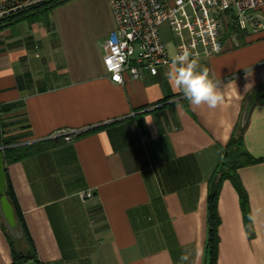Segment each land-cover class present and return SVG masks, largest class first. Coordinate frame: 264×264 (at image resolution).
<instances>
[{
	"label": "crops",
	"instance_id": "crops-1",
	"mask_svg": "<svg viewBox=\"0 0 264 264\" xmlns=\"http://www.w3.org/2000/svg\"><path fill=\"white\" fill-rule=\"evenodd\" d=\"M48 24L0 31V152L59 130L97 128L6 163L41 264H208V183L240 122L248 93L264 82V29L199 60L225 89L216 109L170 87L168 65L142 79H109L104 42L116 27L108 0L96 23L60 8ZM264 20V5L258 10ZM71 16V17H70ZM173 49V48H172ZM174 52V50H173ZM244 144L260 159L230 179L217 209V264H264V103L248 117ZM92 191L82 200L79 193ZM187 256V260H182ZM0 217V264H11Z\"/></svg>",
	"mask_w": 264,
	"mask_h": 264
},
{
	"label": "built area",
	"instance_id": "built-area-1",
	"mask_svg": "<svg viewBox=\"0 0 264 264\" xmlns=\"http://www.w3.org/2000/svg\"><path fill=\"white\" fill-rule=\"evenodd\" d=\"M48 0H0V19L33 8ZM116 27L104 42L103 63L109 79L118 84L128 74L142 79L146 72L155 75L158 68L171 62L184 48L206 60L237 41V32L264 29L257 10L264 0H108ZM166 26L172 40L163 41L160 28ZM118 78V79H117ZM88 128L57 131L51 138L69 141ZM80 198L92 196L82 191Z\"/></svg>",
	"mask_w": 264,
	"mask_h": 264
},
{
	"label": "trees",
	"instance_id": "trees-1",
	"mask_svg": "<svg viewBox=\"0 0 264 264\" xmlns=\"http://www.w3.org/2000/svg\"><path fill=\"white\" fill-rule=\"evenodd\" d=\"M72 2V0H48L44 3H41L33 8L25 9L19 11L17 13L11 14L0 19V31L17 24L21 21H41L48 24V20L50 14L53 12L54 9L58 8L59 6ZM237 37H241L244 32L238 31ZM264 103V96L259 99L256 104ZM248 121L246 125L241 128L240 123H238L234 129V133L230 137L227 144H225V155L223 161L214 169L212 172L209 183H208V196H207V210H208V235H207V242L206 248L208 253V264H217V253H218V227L220 225V217L218 214L217 203L218 197L220 194V189L223 181L225 179H230L232 184H234L238 194L240 195L241 200V207L244 214V221L246 223V228L249 229L250 227V217L248 214V201L247 195L245 192L244 187L241 184V181L237 175V170L240 167L249 165L250 163L259 162L260 159H255L251 157L250 153L246 149L244 144V132L247 128ZM97 128H92L85 132H82L79 135L87 133L91 130H96ZM76 136V137H77ZM63 140L62 137H55L40 140L37 142H33L31 144H23L19 146H7L2 150L4 160L6 163H10L13 161L20 160L24 157L29 155L36 154L40 151H44L46 149L52 148L53 146L61 143ZM1 145V143H0ZM7 192L6 195L12 205H14L15 216L18 219V222L22 226L24 231V237L20 241H15L12 239L10 234L8 233L6 226L7 236L10 242V249L12 255V263L11 264H24L27 261L33 260L36 261L37 264H41L40 260L38 259L35 246L33 243L32 238L29 235V232L26 228L24 219L21 215V210L19 208L17 199L13 192L12 185L7 177Z\"/></svg>",
	"mask_w": 264,
	"mask_h": 264
},
{
	"label": "clouds",
	"instance_id": "clouds-1",
	"mask_svg": "<svg viewBox=\"0 0 264 264\" xmlns=\"http://www.w3.org/2000/svg\"><path fill=\"white\" fill-rule=\"evenodd\" d=\"M165 77L173 91L182 93L193 106H207L216 109L224 104L225 89L221 82L210 75L207 67H202L197 54L184 48L173 55L165 72ZM187 260V256H182Z\"/></svg>",
	"mask_w": 264,
	"mask_h": 264
},
{
	"label": "water",
	"instance_id": "water-1",
	"mask_svg": "<svg viewBox=\"0 0 264 264\" xmlns=\"http://www.w3.org/2000/svg\"><path fill=\"white\" fill-rule=\"evenodd\" d=\"M264 96V82L259 86L252 89L244 102L243 109L241 112L240 118V127L243 128L247 121L248 117L259 101L261 97ZM7 180H6V172H5V160L3 153L0 152V217L6 226V229L13 240L20 241L24 237V231L22 226L18 222V219L15 216L14 205L8 199L6 192H7ZM24 264H37L36 261L30 260Z\"/></svg>",
	"mask_w": 264,
	"mask_h": 264
},
{
	"label": "rangeland",
	"instance_id": "rangeland-1",
	"mask_svg": "<svg viewBox=\"0 0 264 264\" xmlns=\"http://www.w3.org/2000/svg\"><path fill=\"white\" fill-rule=\"evenodd\" d=\"M60 8H63L62 10L69 14L78 12L76 15H78L80 18L93 21L95 23L98 20H101L100 18L103 12L102 2L100 0H78L76 2H73L72 4H66ZM160 34L162 36L163 41L169 44L172 40V37L166 26H162L160 28ZM172 48L173 47L170 46L171 56L174 55Z\"/></svg>",
	"mask_w": 264,
	"mask_h": 264
},
{
	"label": "snow or ice",
	"instance_id": "snow-or-ice-1",
	"mask_svg": "<svg viewBox=\"0 0 264 264\" xmlns=\"http://www.w3.org/2000/svg\"><path fill=\"white\" fill-rule=\"evenodd\" d=\"M118 79V78H117Z\"/></svg>",
	"mask_w": 264,
	"mask_h": 264
}]
</instances>
